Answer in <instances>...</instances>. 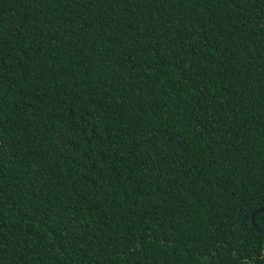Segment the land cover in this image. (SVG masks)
<instances>
[{"label":"trees","instance_id":"16d2710c","mask_svg":"<svg viewBox=\"0 0 264 264\" xmlns=\"http://www.w3.org/2000/svg\"><path fill=\"white\" fill-rule=\"evenodd\" d=\"M263 239L264 0H0V264Z\"/></svg>","mask_w":264,"mask_h":264},{"label":"water","instance_id":"95a60500","mask_svg":"<svg viewBox=\"0 0 264 264\" xmlns=\"http://www.w3.org/2000/svg\"><path fill=\"white\" fill-rule=\"evenodd\" d=\"M250 222L254 226V223H253V213L250 215ZM262 257H263V262H264V239H263V242H262Z\"/></svg>","mask_w":264,"mask_h":264}]
</instances>
